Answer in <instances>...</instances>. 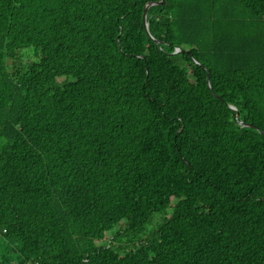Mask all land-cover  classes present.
<instances>
[{
  "label": "trees",
  "instance_id": "trees-1",
  "mask_svg": "<svg viewBox=\"0 0 264 264\" xmlns=\"http://www.w3.org/2000/svg\"><path fill=\"white\" fill-rule=\"evenodd\" d=\"M0 241L264 264V0H0Z\"/></svg>",
  "mask_w": 264,
  "mask_h": 264
},
{
  "label": "rangeland",
  "instance_id": "rangeland-1",
  "mask_svg": "<svg viewBox=\"0 0 264 264\" xmlns=\"http://www.w3.org/2000/svg\"><path fill=\"white\" fill-rule=\"evenodd\" d=\"M172 209H169V212H171ZM161 217L162 214L161 213H155L153 214L152 218H151V224L148 227H154L155 224H158L161 221ZM5 246L3 243H1L0 241V263H2L4 260L7 261V259H9V264H15L16 263V259H15V255L12 252V249L9 247V255L6 254L5 252Z\"/></svg>",
  "mask_w": 264,
  "mask_h": 264
},
{
  "label": "water",
  "instance_id": "water-1",
  "mask_svg": "<svg viewBox=\"0 0 264 264\" xmlns=\"http://www.w3.org/2000/svg\"><path fill=\"white\" fill-rule=\"evenodd\" d=\"M152 4H153V3H152ZM149 5H151V4H148V5L145 7V9H144V15H143L144 20H145V18H146V15H145V14H146V10H147V8H148ZM145 27H146V30H148V29H147V22H145Z\"/></svg>",
  "mask_w": 264,
  "mask_h": 264
}]
</instances>
